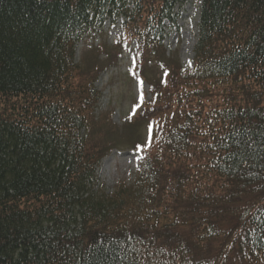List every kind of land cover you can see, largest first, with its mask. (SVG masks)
Wrapping results in <instances>:
<instances>
[{
	"label": "trees",
	"instance_id": "trees-1",
	"mask_svg": "<svg viewBox=\"0 0 264 264\" xmlns=\"http://www.w3.org/2000/svg\"><path fill=\"white\" fill-rule=\"evenodd\" d=\"M132 2L0 0V264H264V0H203L192 72L164 47L186 0ZM120 18L152 102L115 128L95 86L117 58L76 49ZM132 134L143 172L97 190Z\"/></svg>",
	"mask_w": 264,
	"mask_h": 264
},
{
	"label": "rangeland",
	"instance_id": "rangeland-1",
	"mask_svg": "<svg viewBox=\"0 0 264 264\" xmlns=\"http://www.w3.org/2000/svg\"><path fill=\"white\" fill-rule=\"evenodd\" d=\"M202 2L203 0H186L183 6L178 5L175 9L174 20L163 24L166 58L178 57L180 67L186 72H192L194 69V51L199 39ZM126 6L133 9L132 0H126ZM123 21L124 19L120 18L116 24L107 22L102 32H84L83 41L76 49L78 63H82L85 53H92L87 56V60L93 64L92 60L96 56L93 54L106 45L110 51L108 53L113 55L112 60L117 58L116 62L114 61L113 65L110 63L112 66L99 76L95 86L101 93L97 114L104 115L108 124L116 126L115 128H123L130 120H136L140 109L152 102V94L146 81L136 82L131 78L134 62L138 60L141 49L138 41L133 39L128 42L121 57L118 56V49H115L120 38L124 36ZM100 61L104 66L109 62L103 58ZM145 135L146 133L140 142L144 141ZM136 139H139L137 134L125 136L124 148L113 151L101 162L97 170V190L112 194L122 183L132 185L137 180L146 166L147 155L145 150L134 148Z\"/></svg>",
	"mask_w": 264,
	"mask_h": 264
}]
</instances>
